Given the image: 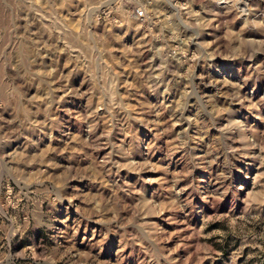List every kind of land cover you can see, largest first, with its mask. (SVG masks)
I'll use <instances>...</instances> for the list:
<instances>
[{"label":"rangeland","instance_id":"374dc122","mask_svg":"<svg viewBox=\"0 0 264 264\" xmlns=\"http://www.w3.org/2000/svg\"><path fill=\"white\" fill-rule=\"evenodd\" d=\"M0 264H264V0H0Z\"/></svg>","mask_w":264,"mask_h":264},{"label":"built area","instance_id":"2783aa9c","mask_svg":"<svg viewBox=\"0 0 264 264\" xmlns=\"http://www.w3.org/2000/svg\"><path fill=\"white\" fill-rule=\"evenodd\" d=\"M140 15H142V13Z\"/></svg>","mask_w":264,"mask_h":264}]
</instances>
